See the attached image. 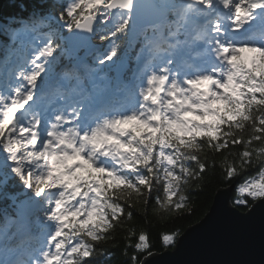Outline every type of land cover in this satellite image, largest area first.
Listing matches in <instances>:
<instances>
[{
	"label": "snow or ice",
	"instance_id": "obj_1",
	"mask_svg": "<svg viewBox=\"0 0 264 264\" xmlns=\"http://www.w3.org/2000/svg\"><path fill=\"white\" fill-rule=\"evenodd\" d=\"M142 3L143 0H71L66 10L59 13V19L68 31L85 29L92 32L93 22L97 19L95 13L107 22L105 17H111L112 10L119 9L128 15L119 16L111 30L110 36L116 37L127 31L133 14L138 18V6ZM195 3L209 9L219 6L218 0H195ZM222 3L231 13L229 19L236 30L250 20L264 16V0H222ZM154 5L164 17L165 24L173 29L169 36L179 42L184 17L175 18V9L167 3ZM85 9L89 14L81 22L78 17L84 16ZM257 9L260 11L256 12ZM169 13H172L171 17ZM205 35L198 39H204ZM211 35L207 42L214 47L219 63L210 70L197 71L181 81L178 79L179 71L172 67V59L159 70L146 65L147 86L140 88L141 101L138 107L130 109V113L97 119L90 110L88 97L73 99L55 115L51 131L46 135L39 129L41 116L35 114V108L32 105L25 108L33 98L44 65L36 64L28 74L19 73L31 87H24L23 90L17 87V98L0 108V149L12 162L11 166H6L36 197L41 198V202L47 204L45 218L56 224L54 234L49 238L55 252L43 253L44 264H78L80 256L89 257L91 245L84 243L83 237L67 252L66 241L70 235L80 233L92 241L100 239L97 230L112 227L109 216L116 217L122 211L120 205L113 202L109 190L124 192L132 189L138 192L137 184L150 186L153 179H159L146 175L145 171L152 173L153 169L164 166L168 203L180 208L184 196L181 195L175 202L171 197L176 195L182 179V176L176 175L177 166L181 174L189 172L181 163V157L196 160L191 150L200 147L198 138L206 137L207 142L212 144L219 139L222 125L242 128L244 121L252 119L249 114L252 106H264V31L257 33L245 28L242 34L229 36L228 28L221 18H217ZM99 38L101 41L108 40L109 35ZM154 50L157 53L164 51L160 44H156ZM54 51L53 44L48 43L40 51V56L47 61ZM118 51L119 45L113 43L99 63L112 61ZM245 51L257 55L250 60L245 59ZM151 63L150 59L148 64ZM3 99L0 96V101ZM20 109L23 111L17 116ZM91 120H95L94 127L89 126ZM260 123L264 125V119ZM69 124L72 126H67ZM232 142H236L234 138ZM227 143L228 139H225L214 147L222 148ZM186 152L188 155H185ZM249 155L245 152L243 160L246 161ZM197 163L201 169L205 167L203 163ZM233 172L230 167L227 175L231 177ZM57 186L59 190L56 193L45 192V189ZM238 191L254 199L264 197V172L259 179L253 178L241 185ZM119 192L115 194L117 199H123ZM237 203L246 204L243 200ZM81 216L85 218L80 219ZM69 223L71 228L65 231ZM139 240L141 243L136 248L148 250L145 237L141 235ZM163 241L170 244L173 236L164 235ZM64 255H75L77 261L62 259Z\"/></svg>",
	"mask_w": 264,
	"mask_h": 264
},
{
	"label": "trees",
	"instance_id": "obj_2",
	"mask_svg": "<svg viewBox=\"0 0 264 264\" xmlns=\"http://www.w3.org/2000/svg\"><path fill=\"white\" fill-rule=\"evenodd\" d=\"M66 7V0H7L4 2L0 11V82L8 84L7 80H12L19 70L28 74L36 64L41 63L38 52L31 55L30 41L22 37L21 29L42 33L43 37L49 38V43H52L55 48L53 56L49 58L50 68L46 67L38 77L34 98L41 93L50 77L64 75L70 83V77L72 79L75 75L85 77L86 67L90 68L92 73L100 69L99 72L106 74L111 82V87L115 86L118 72L122 74V81L119 84L133 83L136 87L141 75L137 74L135 78L133 76L136 74L143 51L147 47L155 49L156 44H160L163 49H171V44L176 41V38L169 36V32L173 29L165 22L162 26H151L143 31L134 28L130 22L125 33L111 37L110 32L114 26L110 25V17H105L107 22L100 19L91 45L82 49H70L64 42V35L68 30L59 19V13L66 10ZM172 8L175 9V18L180 19L182 12L175 7ZM92 11L95 13V10ZM88 13L85 9L84 16ZM95 14L100 17L99 13ZM171 16L172 13H170ZM106 34L109 35V39L101 41L99 37ZM182 36L187 37L186 34ZM113 43L119 45L118 55L112 61L99 63ZM248 57L245 55L244 58L248 59ZM121 61H126L125 68L121 67ZM5 70L10 74L3 76ZM257 96L259 98V94ZM249 114L252 119L244 121L242 128L222 125L219 139L214 140L212 144L207 142L206 137L198 138L197 143L200 147L191 150V154L197 157L196 160H185L181 157V163L189 169V172L181 174L177 166L176 175L182 176V179L176 195L171 197L175 202L181 195L184 196L185 199L180 208H176L174 203H168L164 166L153 169L152 173L145 171L146 175L159 177V179H153L150 186L137 184L138 192L132 189L124 192H119L118 189L109 190L113 202L119 204L122 209L116 217L109 216L112 227L98 229L97 235L100 239L97 241H92L84 233L70 235L65 245L66 252L70 251L71 247L79 243L83 237L84 243L91 245V255L80 256L78 264H140L150 253L173 248L179 235L188 226L197 223L205 216L217 190L231 185H233L231 199L233 204L240 210L247 211L257 198L254 199L238 189L253 178L259 179L260 174L264 172V131H261L264 125L260 123L264 119V106L254 104ZM253 121H255V127H253ZM225 133L228 135L225 136ZM254 137H260V139H254ZM233 138L235 143L232 142ZM225 139H228V143L224 147H214L217 143H223ZM245 152L250 153L246 161L243 160ZM185 155H188V152ZM197 161L203 163L205 167L201 169ZM6 165L11 166L12 162L6 159V153L0 149V237L3 247L13 248L17 254L21 255L24 251H30L39 245V241L46 232L45 229L54 221L45 218L47 204H43L41 198L36 197L32 190L26 187ZM230 167L234 169L231 177L227 175ZM133 183L136 182L133 181ZM48 190L45 189V192L47 193ZM118 192L123 199H117L115 194ZM25 197L37 201H35L34 210L31 213H25L30 227L25 230L26 232L20 233L22 229V224L19 222L20 209ZM240 200L245 201L246 204L237 203ZM70 228L71 223L65 231H69ZM141 235L145 237L144 243L148 245V250L136 248V245L141 243L139 240ZM164 235H172L173 242L165 244ZM65 259L77 261L75 255Z\"/></svg>",
	"mask_w": 264,
	"mask_h": 264
},
{
	"label": "rangeland",
	"instance_id": "obj_3",
	"mask_svg": "<svg viewBox=\"0 0 264 264\" xmlns=\"http://www.w3.org/2000/svg\"><path fill=\"white\" fill-rule=\"evenodd\" d=\"M71 0H66V4L68 5ZM167 2L171 7H176L182 12V16L184 19L182 20L183 23V30L187 31L189 34V38L186 40H182L179 43V48L176 52L175 62H173V69L179 71L178 79L181 81L189 78L191 75H195L197 71H208L212 67L216 66L219 61L216 58L214 47L209 44L207 41L208 39L212 38V28L213 22L217 18H221L222 22L225 27L228 28L229 36L236 35L239 33H243L245 28H248L250 31H254L259 33L260 31H264V16H258L254 20H250L244 26L238 30L234 29V25L229 17L231 13L227 12L224 13L220 6H222V0H218L219 6L217 8H206L201 4L195 3V0H159V3ZM191 6L194 8L191 11ZM259 12L260 10H255ZM127 12H123L121 10H117L116 12L112 13L110 17V25L115 26L117 23L119 16H127ZM204 18V24L209 23L210 28L208 27H199L197 23L200 19ZM142 31V30H141ZM205 35L204 39H198L196 41V37L201 36L202 34ZM20 34L22 37L28 39L30 41V46L33 51L31 53L35 55V51L40 54L42 48L49 43L48 37H42V33H35L30 31L29 29L20 30ZM136 41V39L134 40ZM133 41V42H134ZM202 46V47H198ZM148 49H146L143 54H141L139 58V69L141 70L142 77L136 87H130L131 84L126 85L125 83H121L119 86L113 85L111 87V82L108 80L106 74H102L99 70L95 73H92L90 68H87L86 73V85L84 87V78L79 76H73L75 78L72 79L70 77V82L74 84V86L67 85L68 78L67 76H61L56 80L54 79L51 81L54 88H51V85L46 86L44 88V93L38 99H32L29 101L28 105H25V108H28L29 105H32L35 108V114L40 115L41 113L44 114L43 118L41 119V125L39 129L43 130V134H47L48 131H51L50 125L55 122L54 117L55 115L59 114L62 109H65L68 106V103L73 99H81L83 97L89 98V107L92 114L96 115L97 119L103 118L105 116L111 117L116 115L117 113H130V109L132 107H138L141 101V97L139 95V90L141 87L147 86V75L148 70L146 65L151 68H155L159 70L163 67L170 57L165 54L164 52H153L151 54V58L148 59L147 55ZM152 52V50L150 51ZM248 55V59L250 60L252 56L257 55L255 53H251L245 51L243 56ZM40 64L44 65V69L46 67L50 68L51 64L49 59L45 61V59L39 56ZM152 60V63L149 65V60ZM49 65V66H48ZM120 65L122 68H125L127 63L126 61H121ZM102 67V66H101ZM95 70V69H94ZM102 70V69H101ZM18 72L14 75L13 80H11L8 84L1 83L0 84V96L4 97L2 101H0V108H3L5 104H10L11 99L17 98V94L15 93V89L20 87L23 90L24 87H31L27 84V81L24 80L19 75ZM6 76V72L4 75ZM122 81V74L116 73L115 83H119ZM50 83V84H51ZM113 102V104H112ZM111 105H113L111 107ZM84 105H82L83 107ZM23 111V109L18 110L17 116L19 113ZM15 119V117H14ZM211 119V117H209ZM26 123V122H25ZM67 126H72L71 124ZM90 127L95 126V120H91L89 123ZM63 130V128L61 129ZM39 171V169H38ZM59 190V186L57 188H53L48 190V192L56 193ZM259 198V197H258ZM45 204V202H42ZM34 202L25 200L23 206L21 207L22 214L20 216V222L23 226L27 227L28 220L25 216V210L30 212L31 208H33ZM85 217L81 216L80 219H84ZM71 219V218H70ZM55 224V222H53ZM49 225V230L46 232L45 241L36 246L35 252L33 253H25L21 258L14 255L12 249L2 247V239L0 237V264H4L2 262V258H7L8 264H15L14 261L18 262V264H44V257L43 253L46 251L55 252V249L52 244L49 243V238L55 231V225ZM70 224V223H69ZM25 227V228H26ZM59 239V238H58ZM66 251V250H65ZM16 257L18 261L16 260ZM67 256H62V259H65Z\"/></svg>",
	"mask_w": 264,
	"mask_h": 264
},
{
	"label": "water",
	"instance_id": "obj_4",
	"mask_svg": "<svg viewBox=\"0 0 264 264\" xmlns=\"http://www.w3.org/2000/svg\"><path fill=\"white\" fill-rule=\"evenodd\" d=\"M6 1L0 0V11ZM154 4L159 3L143 0L138 6V18L133 14V26L142 28L164 19ZM97 23L98 19L93 22L94 30ZM94 30L68 31L65 42L70 48L84 47L91 43ZM232 192L233 185L219 188L205 216L188 226L173 248L150 253L140 264H264V197L242 211L233 204Z\"/></svg>",
	"mask_w": 264,
	"mask_h": 264
},
{
	"label": "bare ground",
	"instance_id": "obj_5",
	"mask_svg": "<svg viewBox=\"0 0 264 264\" xmlns=\"http://www.w3.org/2000/svg\"><path fill=\"white\" fill-rule=\"evenodd\" d=\"M192 7H196V6H191V11L194 9V8H192ZM200 22V21H199ZM16 60V59H15ZM10 62H12V60H10ZM17 61H15V63H16ZM5 72H6V74H10V72H8L7 70H5ZM43 115L44 114H40V116H41V119L43 118ZM27 199H29V198H27ZM32 201H37L36 199H31ZM38 201H40L39 199H38ZM49 225L47 226V228L45 229V231H48L49 230ZM24 230V229H23ZM24 232H26L25 230H24ZM46 237V232H45V234H44V237L39 241V245L40 244H42L43 243V241H44V238ZM38 245V246H39ZM29 252H35V249L33 248L32 250H30Z\"/></svg>",
	"mask_w": 264,
	"mask_h": 264
}]
</instances>
